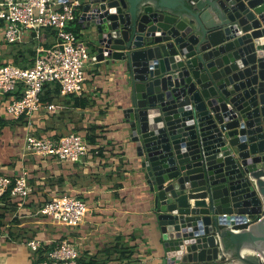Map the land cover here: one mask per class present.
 <instances>
[{
  "label": "water",
  "instance_id": "water-1",
  "mask_svg": "<svg viewBox=\"0 0 264 264\" xmlns=\"http://www.w3.org/2000/svg\"><path fill=\"white\" fill-rule=\"evenodd\" d=\"M78 11L95 65L122 72L163 264H264V0H80Z\"/></svg>",
  "mask_w": 264,
  "mask_h": 264
},
{
  "label": "crops",
  "instance_id": "crops-1",
  "mask_svg": "<svg viewBox=\"0 0 264 264\" xmlns=\"http://www.w3.org/2000/svg\"><path fill=\"white\" fill-rule=\"evenodd\" d=\"M71 27L78 31V43L90 51L86 29L78 20ZM42 38L46 47L55 42L49 30ZM33 44L29 34L23 43H5L0 22V64H13L18 52ZM85 75V91L79 96L62 95L56 85H45L41 102L52 108H42L31 118L13 120L6 113V105L21 88L0 96V175L15 177L25 172L32 189L22 203L9 196L0 198V264H37L46 248L63 238L74 244L84 262H164L160 235L148 209L146 186L135 170L134 147L123 119L127 95L122 72L104 63L97 67L88 62ZM30 132L37 137L74 132L86 140L92 135L95 141L88 142V155L72 164L27 153L25 138ZM61 194L77 196L88 204V212L76 228L59 226L39 213L45 202ZM194 201L189 202L193 205ZM32 239L41 241L44 249L31 251L26 243ZM124 249L130 255L119 260Z\"/></svg>",
  "mask_w": 264,
  "mask_h": 264
},
{
  "label": "built area",
  "instance_id": "built-area-1",
  "mask_svg": "<svg viewBox=\"0 0 264 264\" xmlns=\"http://www.w3.org/2000/svg\"><path fill=\"white\" fill-rule=\"evenodd\" d=\"M79 6L80 0H0V22L4 26L5 43H23L26 34L39 42L45 30L53 32L55 37L54 44L47 48L36 44L30 68L0 64V96L13 94L21 88V93L5 108L11 119L31 118L42 108L50 110L52 107L43 105L40 98L47 84L56 85L62 95L79 96L85 91V66L88 62L94 64L95 56L78 43L69 28L77 20ZM238 33L242 34L240 30ZM25 151L34 156L74 164L88 155L89 143L74 132L58 137H37L30 132L25 138ZM31 192L25 172L15 177L0 175V198L9 196L22 203ZM87 212L88 204L69 194L54 196L39 210L53 223L69 228L78 227ZM262 217L263 213L256 217L248 216L245 221L234 225L221 224L220 228L237 233ZM26 245L34 252L44 247L37 239L27 241ZM78 258V249L63 238L50 247L37 264H78Z\"/></svg>",
  "mask_w": 264,
  "mask_h": 264
},
{
  "label": "trees",
  "instance_id": "trees-1",
  "mask_svg": "<svg viewBox=\"0 0 264 264\" xmlns=\"http://www.w3.org/2000/svg\"><path fill=\"white\" fill-rule=\"evenodd\" d=\"M77 22V20L75 21ZM73 33L75 34L76 38L78 37V31L76 28H70ZM51 34L54 36V33L51 32ZM33 41L32 39V36H31V42ZM33 46L26 50V51H19L18 54L14 57V60H13V64L20 67V68H23V69H27V68H30L33 64V59L35 57V44H39L41 47H46L44 46L43 44V38H41L39 40V42L37 41H33ZM48 47V46H47ZM46 47V48H47ZM59 90V89H58ZM10 95V94H9ZM40 98L42 99V97L40 96ZM46 103H50V100H48V102ZM95 137H93L92 135L91 136H87V141L92 144L95 140H94ZM97 149V148H96ZM96 149H93L92 151L94 152ZM46 250H49V248H46ZM121 254L118 256V259L119 260H123L124 258H128V257H125L126 255L129 256L130 255V252H128V250H121ZM113 254L116 255V252H113ZM92 259H89L87 262H84L83 260H81V258L79 257L78 258V264H98V263H95V262H91Z\"/></svg>",
  "mask_w": 264,
  "mask_h": 264
},
{
  "label": "bare ground",
  "instance_id": "bare-ground-1",
  "mask_svg": "<svg viewBox=\"0 0 264 264\" xmlns=\"http://www.w3.org/2000/svg\"><path fill=\"white\" fill-rule=\"evenodd\" d=\"M248 253H250V254H252V255H253V254L258 255V256L260 255V254H258L257 252H255V253H253V252H248ZM242 255H243V256H246L245 252L242 253ZM256 257H257V256H256Z\"/></svg>",
  "mask_w": 264,
  "mask_h": 264
},
{
  "label": "rangeland",
  "instance_id": "rangeland-1",
  "mask_svg": "<svg viewBox=\"0 0 264 264\" xmlns=\"http://www.w3.org/2000/svg\"><path fill=\"white\" fill-rule=\"evenodd\" d=\"M36 46V45H35ZM263 248V247H262ZM264 250V249H263ZM257 256V257H256ZM253 258H255L256 260H258V255H253Z\"/></svg>",
  "mask_w": 264,
  "mask_h": 264
}]
</instances>
